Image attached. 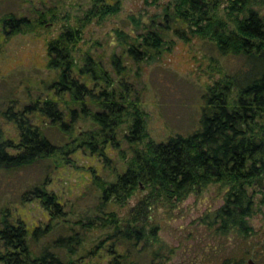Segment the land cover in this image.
I'll use <instances>...</instances> for the list:
<instances>
[{"label":"trees","instance_id":"trees-1","mask_svg":"<svg viewBox=\"0 0 264 264\" xmlns=\"http://www.w3.org/2000/svg\"><path fill=\"white\" fill-rule=\"evenodd\" d=\"M250 1L230 0V12L223 16L220 0H174L164 8L165 23L161 15L148 24L137 20V27L144 24L146 31L139 36L119 31L128 47L121 54H112L109 60L117 70L119 81L111 77L105 62L93 54L84 55L79 64L73 49L89 25H101L108 16L118 13L122 0H90L91 5L83 15L66 13L63 18L59 7L48 3L34 8V17L5 13L0 17L5 43L16 34L39 33L61 20L62 24L60 32L48 44L47 67L54 75L41 84L46 85L47 91L39 86L38 94L27 93L30 101L23 105L21 96L7 95L6 107L0 109L4 119L12 122L17 130V139H13L0 123V170L19 171L63 153L65 144L57 145L49 138L45 122L71 134L83 114L98 126L97 130L87 132L84 145L109 160L106 142L120 149V128L128 117L131 121L123 138L133 155L126 171L118 174L114 182L105 185L99 181L104 203L111 196H129L140 182L151 189L145 199L163 197L166 200L182 199L209 183L222 182L229 184L230 190L224 205L210 215V222L212 225L229 222L241 231L242 216L256 213L252 197L245 200L246 185L264 186V14L251 6ZM171 23L182 24L184 30L187 26L193 37L211 41L221 56L243 57V63L236 70L224 71L208 85L202 94L198 129L188 134H174L164 142H146V113L139 106L138 95H132L135 87L128 80L133 75L132 63L139 65L134 75L141 78L142 65L163 52ZM128 59H132L130 64ZM46 183L47 177L31 183L20 199L23 203L38 201L53 222L63 217L65 210ZM12 217L7 206L1 208L0 264H99L96 257L104 249L105 241L80 255V246L87 235L69 227L70 234L55 236L39 247V240L51 232L52 224L30 230L23 219ZM98 222V218L88 217L87 221L81 219L77 224L85 232L98 225L114 226L113 245L107 250L111 257L106 264H139L132 258L134 251L151 247L147 244L145 222L136 216L122 220L113 215ZM156 230L152 229V234ZM120 245H124L122 250L118 249ZM158 249L152 251L150 264H164L159 261L161 257L167 258L162 252L163 246Z\"/></svg>","mask_w":264,"mask_h":264},{"label":"rangeland","instance_id":"rangeland-1","mask_svg":"<svg viewBox=\"0 0 264 264\" xmlns=\"http://www.w3.org/2000/svg\"><path fill=\"white\" fill-rule=\"evenodd\" d=\"M173 1L122 0L118 13L108 16L101 25L93 23L85 29L82 40L73 49L74 56L81 64L84 55L93 54L105 62L111 77L119 81L117 70L109 60L112 54H121L128 47V42L120 32L139 36L146 31L144 24L150 23L157 15H161L162 23H165L167 16H163L164 8ZM220 1V12L226 16L230 12V0ZM43 3L58 6L62 18L66 13L83 15L91 5L90 0H0V17L10 12L34 17V8H40ZM250 5L264 14V0H251ZM137 20L144 24L137 27ZM61 24L62 20L58 25L51 24V27L39 33L13 35L6 43L0 31L1 110L6 107L7 95L21 96L23 105L30 101L27 93L38 94L43 80L52 79L54 71L47 67L48 44L60 32ZM230 25L234 26L233 23ZM170 26V34L164 39L163 52L142 65L144 70L141 78L134 75L139 65L132 63L133 75L128 80L135 87L132 95H138L139 106L146 113V142H164L174 134H188L198 129L202 94L207 91L208 85L220 78L224 71L236 70L243 63V57L221 56L211 41L193 37L187 26L186 30L182 24L171 23ZM178 31L187 34L181 35ZM131 62L132 59H128V63ZM41 87L47 91L46 85ZM130 119L127 117V122L120 128V149L112 148L108 146L110 142H106L109 160L84 145L87 132L98 128L86 114L81 115L74 124L71 134L45 122L46 134L57 145L65 144L64 152L19 171L0 170V210L7 206L14 215L12 219H23L30 230L52 224L51 232L39 240V247L55 236L70 234L72 231L68 230L69 227L87 235L80 246V255L93 249L100 241H105L104 249L96 257L99 264H106L111 257L107 250L113 245L111 235L114 226L98 225L85 232L86 229L83 230L77 222L81 219L87 221L90 217L98 218V223H102L108 215L122 220L136 216L145 222L147 244L151 247L145 251L140 248L141 252L134 251L132 258L139 264H150L152 251H159L160 246H163L162 252L167 256L166 259H159L164 264H239L237 258L239 253L241 257L243 246L252 250L255 241H262L263 237H256L252 232L241 241L244 234L237 233V229L232 230L227 237H222L223 234L217 230V223L211 224L210 215L226 202L229 184L209 183L182 199L166 200L163 197L145 199L151 194V189L148 184L140 182L129 196H111L104 203L99 181L105 185L114 182L118 174L126 171L127 162L133 155L129 143L123 138L124 133H128ZM0 123L7 136L17 139L15 125L6 121L2 114ZM44 177H47V189L58 196L65 210V215L53 222L49 221L50 215L38 201L23 203L20 199L31 183ZM245 192V200L248 196L252 197L254 208H259L250 223L264 233V186L247 184ZM155 228L156 233L152 234ZM118 247L122 250L124 245Z\"/></svg>","mask_w":264,"mask_h":264},{"label":"flooded vegetation","instance_id":"flooded-vegetation-1","mask_svg":"<svg viewBox=\"0 0 264 264\" xmlns=\"http://www.w3.org/2000/svg\"><path fill=\"white\" fill-rule=\"evenodd\" d=\"M256 212H258L259 208L256 207L254 208ZM256 213L254 214H249V215H244L242 216V220L240 221L241 223H239L240 230L241 231H237V233L240 232V234L244 237L241 239V241L245 238V236H247V234H250L252 232H254V235L256 237H258L259 235H261L263 237V240H259L258 242L255 241L254 247L253 249H249L247 246H243L244 249H241V257H240V253H239V257L241 259H239V257L237 258V261L239 264H247L249 260H253L254 264H264V233L262 231H260L259 229H256L255 227L252 226V224L250 223V219L255 216ZM245 222V223H244ZM235 229V225L231 224V223H217V230L220 231L223 235L222 237H227L226 235H228L229 233H231L232 230ZM233 234V233H232ZM235 236V235H234Z\"/></svg>","mask_w":264,"mask_h":264},{"label":"water","instance_id":"water-1","mask_svg":"<svg viewBox=\"0 0 264 264\" xmlns=\"http://www.w3.org/2000/svg\"><path fill=\"white\" fill-rule=\"evenodd\" d=\"M247 264H254V261L251 259V260L248 261Z\"/></svg>","mask_w":264,"mask_h":264}]
</instances>
